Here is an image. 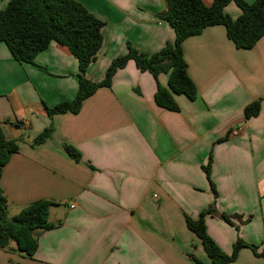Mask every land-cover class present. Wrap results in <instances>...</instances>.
<instances>
[{
    "label": "crops",
    "instance_id": "0c3cea01",
    "mask_svg": "<svg viewBox=\"0 0 264 264\" xmlns=\"http://www.w3.org/2000/svg\"><path fill=\"white\" fill-rule=\"evenodd\" d=\"M9 1L0 0V10ZM74 1L103 22L101 47L85 72L92 82L102 81L128 44L151 55L174 41L170 26L156 18L165 0ZM224 13L235 20L240 9L230 3ZM181 48L197 96L174 95L178 112L154 102L168 75L155 79L130 60L77 114L50 117L47 109L76 95V60L52 42L32 64L18 63L0 42V126L18 143L0 176L8 218L37 200L54 203V227L38 234L33 257L0 249V264H194L190 256L210 264L186 217L197 219L211 204L239 229L204 218L224 254L238 238L264 246V35L237 49L224 27L210 26ZM253 102L259 112L246 119ZM49 127L51 136L33 144ZM65 145L78 151V161ZM209 156L213 188L202 169ZM228 264L264 259L242 248Z\"/></svg>",
    "mask_w": 264,
    "mask_h": 264
},
{
    "label": "trees",
    "instance_id": "16d2710c",
    "mask_svg": "<svg viewBox=\"0 0 264 264\" xmlns=\"http://www.w3.org/2000/svg\"><path fill=\"white\" fill-rule=\"evenodd\" d=\"M234 3L240 15L231 19L224 8ZM166 9L156 18L165 21L174 32V41L166 43L158 52L147 55L127 45L125 55L111 61L102 81L95 83L85 76L88 65L95 59L101 47L103 22L93 17L74 0H10L0 10V42L8 48L18 63L32 64L35 56L55 42L65 47L77 62V91L70 102H62L47 109L48 116L80 111L82 102L100 88H109L114 74L132 60L140 72H148L153 78L167 74V87L157 85L155 104L163 109L178 112L174 95H184L194 100L197 90L187 74V64L182 54V42L198 36L210 26H222L226 37L237 49H250L264 35V0L246 3L243 0H212L207 6L202 0H165ZM259 102L245 107L246 119L257 116ZM52 128L44 129L34 140L38 145L51 136ZM66 153L75 161L80 154L71 146H64ZM18 152V143L5 138L0 126V176L2 168L10 157ZM210 161L202 167L213 188L210 178ZM53 202L37 200L21 208L17 215L8 218L7 199L0 189V249L16 252L25 258H32L37 249L38 234L54 227L48 221ZM217 217L234 226L231 216L218 213L211 204L195 220L186 217L187 228L200 240L210 264H228L234 261L242 248H249L255 257L264 259V246L249 245L237 239L230 255L224 254L208 235L204 218ZM14 243L15 247H10ZM194 264H203L193 256Z\"/></svg>",
    "mask_w": 264,
    "mask_h": 264
},
{
    "label": "rangeland",
    "instance_id": "374dc122",
    "mask_svg": "<svg viewBox=\"0 0 264 264\" xmlns=\"http://www.w3.org/2000/svg\"><path fill=\"white\" fill-rule=\"evenodd\" d=\"M237 223L239 224V221L237 220ZM236 230L239 231V229L237 228V226H234ZM10 245L14 248L15 247V244L14 243H10Z\"/></svg>",
    "mask_w": 264,
    "mask_h": 264
},
{
    "label": "built area",
    "instance_id": "2783aa9c",
    "mask_svg": "<svg viewBox=\"0 0 264 264\" xmlns=\"http://www.w3.org/2000/svg\"><path fill=\"white\" fill-rule=\"evenodd\" d=\"M71 207H73V206H71Z\"/></svg>",
    "mask_w": 264,
    "mask_h": 264
}]
</instances>
